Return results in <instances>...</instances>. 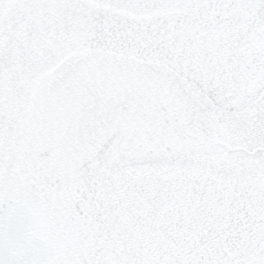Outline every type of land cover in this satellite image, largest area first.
<instances>
[{
	"label": "snow or ice",
	"instance_id": "obj_1",
	"mask_svg": "<svg viewBox=\"0 0 264 264\" xmlns=\"http://www.w3.org/2000/svg\"><path fill=\"white\" fill-rule=\"evenodd\" d=\"M0 264H264V0H0Z\"/></svg>",
	"mask_w": 264,
	"mask_h": 264
}]
</instances>
